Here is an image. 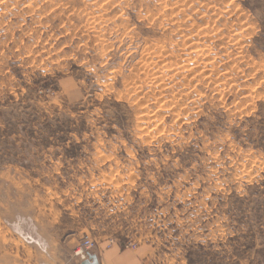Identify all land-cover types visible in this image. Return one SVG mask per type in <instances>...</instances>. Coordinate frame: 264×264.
Listing matches in <instances>:
<instances>
[{
    "label": "rangeland",
    "instance_id": "rangeland-1",
    "mask_svg": "<svg viewBox=\"0 0 264 264\" xmlns=\"http://www.w3.org/2000/svg\"><path fill=\"white\" fill-rule=\"evenodd\" d=\"M114 1L0 0V264H264V0Z\"/></svg>",
    "mask_w": 264,
    "mask_h": 264
},
{
    "label": "bare ground",
    "instance_id": "bare-ground-1",
    "mask_svg": "<svg viewBox=\"0 0 264 264\" xmlns=\"http://www.w3.org/2000/svg\"><path fill=\"white\" fill-rule=\"evenodd\" d=\"M104 1H106V0H104ZM114 1V0H113ZM115 2V1H114ZM202 3V2H201ZM213 3V2H212ZM112 4V3H111ZM196 4V3H195ZM209 5V4H208ZM169 6V5H168ZM105 8V7H104ZM226 8V7H225ZM205 9V8H204ZM185 11V10H184ZM188 14V13H187ZM154 17V16H153ZM164 17V16H163ZM176 17V16H175ZM95 18V17H94ZM153 19V18H152ZM204 22V21H203ZM213 23V22H212ZM93 24V23H92ZM101 24V23H100ZM99 24V25H100ZM250 24V23H249ZM102 25V24H101ZM115 26V25H114ZM183 26V25H182ZM99 27V26H98ZM101 31V30H100ZM204 32V31H203ZM214 37V36H213ZM243 37V36H242ZM122 38H123V36H122ZM212 38V37H211ZM175 42V41H174ZM144 46V45H143ZM207 47V46H206ZM231 47V46H230ZM198 49V48H197ZM107 50V49H106ZM105 50V51H106ZM159 50H160V48H159ZM212 50V49H211ZM230 50V49H229ZM144 52V51H143ZM147 55H149L148 53H146ZM146 54H145V56H146ZM184 54V53H183ZM188 54V53H187ZM186 54V55H187ZM185 55V56H186ZM180 56H181V54H180ZM212 56V55H211ZM214 56V55H213ZM193 57V56H192ZM215 57V56H214ZM140 59V58H139ZM142 59V58H141ZM187 60L189 59V58H186ZM209 59V58H208ZM164 60H166V59H164ZM211 60V59H210ZM178 61V60H177ZM180 61V60H179ZM182 61V60H181ZM186 61V60H185ZM198 61H199V59H198ZM162 62H163V60H162ZM188 62V61H187ZM182 62H179V64H181ZM177 64V63H176ZM175 64V65H176ZM206 64V63H205ZM178 65V64H177ZM187 65V64H186ZM186 65H185V68H187V67H190V66H187L186 67ZM189 65V64H188ZM150 66V65H149ZM151 67H152V65H151ZM157 67V66H156ZM206 67V66H205ZM204 68V67H203ZM227 70V69H226ZM193 73V72H192ZM195 73V72H194ZM156 75V74H155ZM230 75V74H229ZM151 76V75H150ZM179 77V76H178ZM154 78V77H153ZM159 79H160V77H159ZM169 79V78H168ZM152 80V79H151ZM155 80V79H154ZM174 81V80H173ZM165 84V83H164ZM132 85V84H131ZM159 87V86H158ZM135 88V87H134ZM183 90V89H182ZM165 93V92H164Z\"/></svg>",
    "mask_w": 264,
    "mask_h": 264
},
{
    "label": "water",
    "instance_id": "water-1",
    "mask_svg": "<svg viewBox=\"0 0 264 264\" xmlns=\"http://www.w3.org/2000/svg\"><path fill=\"white\" fill-rule=\"evenodd\" d=\"M82 264H99L98 263V256L97 254H91L90 255V259H88L87 261H84Z\"/></svg>",
    "mask_w": 264,
    "mask_h": 264
},
{
    "label": "crops",
    "instance_id": "crops-1",
    "mask_svg": "<svg viewBox=\"0 0 264 264\" xmlns=\"http://www.w3.org/2000/svg\"><path fill=\"white\" fill-rule=\"evenodd\" d=\"M108 253H112L113 254V256L114 257H122L123 256V252H119V250H117V249H114V250H111V251H108ZM118 257V258H119ZM105 258V257H104ZM102 261H103V259H102ZM105 263V259H104V262H102V263H100V264H104Z\"/></svg>",
    "mask_w": 264,
    "mask_h": 264
},
{
    "label": "built area",
    "instance_id": "built-area-1",
    "mask_svg": "<svg viewBox=\"0 0 264 264\" xmlns=\"http://www.w3.org/2000/svg\"><path fill=\"white\" fill-rule=\"evenodd\" d=\"M87 244H88V241H87ZM82 256H83V257H85V254H84V253H82Z\"/></svg>",
    "mask_w": 264,
    "mask_h": 264
}]
</instances>
